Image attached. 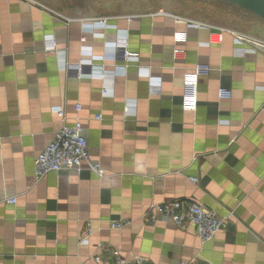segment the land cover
<instances>
[{
  "label": "crops",
  "instance_id": "0c3cea01",
  "mask_svg": "<svg viewBox=\"0 0 264 264\" xmlns=\"http://www.w3.org/2000/svg\"><path fill=\"white\" fill-rule=\"evenodd\" d=\"M157 13L0 0V264H105L114 250L142 264H264V43L250 39L251 49L226 34L205 46L208 31L189 30L185 56L173 59L172 35L184 25ZM104 18L110 27L86 26ZM115 46L136 61L113 59ZM60 53L92 76L62 71ZM195 66L197 109L185 113L181 79ZM220 89L230 98L219 100ZM54 108L67 125L80 119L104 178L34 179L33 160L61 128ZM173 201L234 218L202 244L191 226L148 222L151 206ZM110 222L124 228L108 230Z\"/></svg>",
  "mask_w": 264,
  "mask_h": 264
},
{
  "label": "built area",
  "instance_id": "2783aa9c",
  "mask_svg": "<svg viewBox=\"0 0 264 264\" xmlns=\"http://www.w3.org/2000/svg\"><path fill=\"white\" fill-rule=\"evenodd\" d=\"M157 15L163 17H171L163 11H158ZM136 17H128L127 21L131 22ZM177 23H183V30L175 31L172 35L173 59L183 58L185 51L181 48L187 43V32L189 30H206L208 31V40L204 44L205 46L221 44L223 37L226 34H232L237 45L244 44L250 47L252 42L250 39L241 36L237 33H230V31L221 29L218 27L210 26L204 23H197L188 20H182L178 17H174ZM86 26L93 27L99 26L102 28L110 27L108 19L92 20ZM98 35L97 37H99ZM47 42L53 45V41L50 38H46ZM84 41V38L81 40ZM250 43V44H249ZM255 43V42H254ZM54 47V45H53ZM55 50V48H52ZM244 49V47H243ZM116 53L121 54L123 60L127 63L134 62L137 59L136 54L128 52L127 48L121 46H115L113 48V59ZM59 54V53H58ZM61 54V53H60ZM65 53L60 56L59 68L64 72L76 71L80 77H89L92 74H81L83 68H87L86 64H79L78 66H69L65 59ZM87 66H91L87 64ZM124 70L123 67H119ZM202 72L200 66H195L193 69L185 71L182 79L181 86L183 88V94L181 97V110L185 113H194L197 109V85L199 75ZM99 77L102 75L96 72ZM102 96H106V92L103 89ZM219 100L230 98V93L220 89L218 91ZM80 106H75V112L79 113ZM53 114L61 123V128L54 132L52 141L35 157L33 160V175L36 181L41 180L51 173L60 172H74L80 174L84 171L89 172L99 179L104 178L105 172L98 163L93 162L88 153V146L85 137L83 136V128L79 118H74L72 125L66 124V116L62 108H54ZM96 121H101V117L97 116ZM192 183H196V180H191ZM15 200L8 201V204H14ZM234 218L233 212H227L224 217L219 218L213 211L206 210L204 207L196 203H184L180 201L165 202L160 205L151 206L146 215V219L149 223H154L160 220L164 223H172L178 228L185 226L193 227L196 237L202 243L211 242L214 237L224 228L225 224ZM124 228V224L121 222H110L108 224V230L120 231ZM93 228L88 225L83 234V241L85 242L92 234ZM95 264H103L102 260L98 257H94ZM105 264H142L140 258H132L130 261L123 258L119 250H114L110 253L108 261ZM178 264H196L194 262L181 261Z\"/></svg>",
  "mask_w": 264,
  "mask_h": 264
},
{
  "label": "rangeland",
  "instance_id": "374dc122",
  "mask_svg": "<svg viewBox=\"0 0 264 264\" xmlns=\"http://www.w3.org/2000/svg\"><path fill=\"white\" fill-rule=\"evenodd\" d=\"M62 12L94 15L165 13L233 31L264 43V22L219 0H34Z\"/></svg>",
  "mask_w": 264,
  "mask_h": 264
},
{
  "label": "water",
  "instance_id": "95a60500",
  "mask_svg": "<svg viewBox=\"0 0 264 264\" xmlns=\"http://www.w3.org/2000/svg\"><path fill=\"white\" fill-rule=\"evenodd\" d=\"M236 9H243L264 22V0H219Z\"/></svg>",
  "mask_w": 264,
  "mask_h": 264
}]
</instances>
